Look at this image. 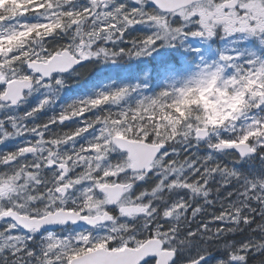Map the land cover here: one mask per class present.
<instances>
[{
	"label": "snow or ice",
	"instance_id": "1",
	"mask_svg": "<svg viewBox=\"0 0 264 264\" xmlns=\"http://www.w3.org/2000/svg\"><path fill=\"white\" fill-rule=\"evenodd\" d=\"M15 2L0 264H264V0Z\"/></svg>",
	"mask_w": 264,
	"mask_h": 264
},
{
	"label": "flooded vegetation",
	"instance_id": "2",
	"mask_svg": "<svg viewBox=\"0 0 264 264\" xmlns=\"http://www.w3.org/2000/svg\"><path fill=\"white\" fill-rule=\"evenodd\" d=\"M81 77H73L71 81H78ZM63 94V93H62ZM62 94L60 95V97L58 99H56L49 107L48 109L41 113L39 117H37V122H41L43 121L44 119H46L47 117L51 116L54 112L58 111L61 107V105L63 104H66L68 103L70 100L68 99V92H64V96H62ZM34 99H30L29 103H34ZM31 123V121H30ZM66 126H71L70 125V122L68 125ZM61 127H64V126H61ZM14 143H16V141H13V142H10L8 144V147L11 148ZM0 147H3V146H0Z\"/></svg>",
	"mask_w": 264,
	"mask_h": 264
},
{
	"label": "rangeland",
	"instance_id": "3",
	"mask_svg": "<svg viewBox=\"0 0 264 264\" xmlns=\"http://www.w3.org/2000/svg\"><path fill=\"white\" fill-rule=\"evenodd\" d=\"M2 1V0H1ZM1 1H0V4H1ZM22 4V0H16V2H15V5L14 6H20ZM243 44V48L244 49H247V47H246V44H247V42H244V43H242ZM248 50V49H247ZM250 50H255L254 48H251ZM98 65V64H97ZM94 67V66H93ZM89 74H91V73H89ZM88 81H89V79H88ZM201 149L202 148H200L199 149V151H201Z\"/></svg>",
	"mask_w": 264,
	"mask_h": 264
},
{
	"label": "trees",
	"instance_id": "4",
	"mask_svg": "<svg viewBox=\"0 0 264 264\" xmlns=\"http://www.w3.org/2000/svg\"><path fill=\"white\" fill-rule=\"evenodd\" d=\"M3 3V6H4V4H5V1L4 2H2ZM6 3H8V1H6Z\"/></svg>",
	"mask_w": 264,
	"mask_h": 264
}]
</instances>
